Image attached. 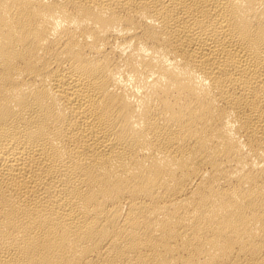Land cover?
Masks as SVG:
<instances>
[{"label": "bare ground", "instance_id": "obj_1", "mask_svg": "<svg viewBox=\"0 0 264 264\" xmlns=\"http://www.w3.org/2000/svg\"><path fill=\"white\" fill-rule=\"evenodd\" d=\"M0 264H264V0H0Z\"/></svg>", "mask_w": 264, "mask_h": 264}]
</instances>
